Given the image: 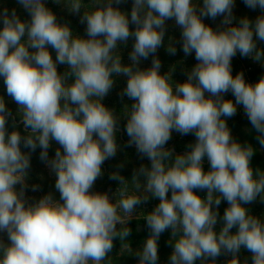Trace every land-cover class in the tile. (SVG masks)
Listing matches in <instances>:
<instances>
[{"label": "clouds", "instance_id": "obj_1", "mask_svg": "<svg viewBox=\"0 0 264 264\" xmlns=\"http://www.w3.org/2000/svg\"><path fill=\"white\" fill-rule=\"evenodd\" d=\"M17 2L31 19L22 21L15 9L0 12V77L27 134L22 136L15 124L8 132L11 112L0 97V233L8 237L7 243L0 239V264H114L109 255L114 240L121 242V253H132L128 223L149 193L160 202L137 217L150 232L134 253L138 264H157L158 240L166 230H171L173 248L168 264H216L221 254L231 255L227 264H241V249L251 253V264H264V219L244 206L258 197L264 201V171L254 172L255 149L234 140L225 119L242 105L264 147V77L251 84L242 72L233 76L231 71L237 52L264 63V49L256 43L264 41V15L254 23L243 17L234 24L235 0H202V6L199 0H132L129 19L118 7L125 0H54L72 13L84 9V38L59 23L44 0ZM244 3L264 12V0ZM218 16L225 27L213 29L202 19ZM167 20L181 29L184 54L194 52L198 61L186 81L175 86L171 72L160 73L161 61L155 57ZM130 37L131 64L123 65L118 43ZM167 51L175 55L176 48L170 45ZM150 55L151 67L140 69V60ZM58 64L68 70L59 73ZM118 75L127 77L122 95L133 101L124 109L128 146L135 145L150 167L141 165L131 180L113 172L110 179L118 182L113 202L106 192L92 189L102 165L118 150V117L102 103ZM229 91L235 103L224 99ZM173 131L195 135L189 151L174 155L165 147ZM52 141L60 147L49 160ZM21 145L41 149L40 159L56 175L59 200L48 193L27 201L30 154ZM194 190L207 195L202 198ZM222 200L229 206L217 233L219 212L213 206L218 209Z\"/></svg>", "mask_w": 264, "mask_h": 264}, {"label": "rangeland", "instance_id": "obj_2", "mask_svg": "<svg viewBox=\"0 0 264 264\" xmlns=\"http://www.w3.org/2000/svg\"><path fill=\"white\" fill-rule=\"evenodd\" d=\"M46 7H48L57 17V21L59 23H67L74 35H78L84 38H87L86 33V22L81 23V16L83 15L84 9L82 8L80 13H72L68 10V7L64 3H55L54 0H44ZM89 0H85V3H88ZM116 6V5H114ZM199 6H202V0H199ZM198 6V10H199ZM118 7L125 13L129 14L132 8V0H125V2L118 5ZM8 9L9 14H11L12 10L15 9L17 15L22 21H30L31 17L29 13L17 2V0H0V12L4 9ZM260 15H264V12L261 11L258 7L253 10L248 8L244 0H235V4L233 7V16L235 20L234 24H238L240 18L247 17L253 23L256 18ZM206 25L211 26L213 29H219L225 27L222 25L221 21L223 20L222 16H218L215 20L204 17L202 18ZM166 32L164 37L163 45L158 48L155 53V57L161 61L160 73L166 74L171 72V77L173 81V86L178 83H183L187 79V73L191 71V69L195 66L198 61L195 59V53L193 52L191 55H185L182 50V37H181V29L176 25L174 20H167L165 22ZM2 22H0V28H2ZM130 30L135 29V25H129ZM26 39V37H25ZM255 39V36H254ZM257 47L264 49V41H256ZM134 38L130 37L128 41L125 43H118L117 52L121 57V63L123 65H130V53L133 49ZM174 46L176 48L175 55L170 54L167 51L169 46ZM49 51L53 57V60L56 58V53L54 49L49 48ZM153 55H150L148 59H141L138 67L142 70L148 69L152 65ZM249 68H252L253 71L250 72ZM264 69V63L257 62L254 59H250V57H243L239 52L232 58L231 61V71L232 75L235 76L238 73H243L245 81H248V78H253V73L257 70ZM57 70L59 73L63 74L67 71V66L63 64L57 65ZM114 84L109 93L103 98L102 103L111 109L113 113L118 117L117 122V133H116V143L118 145V150L116 155L113 158L107 159L102 165V176L99 177L92 191L107 193L115 202L114 193L118 188V182L110 179V175L113 172H119L126 180H131L134 172L140 168L141 165L150 167V161L147 157H141L137 152L135 145L128 146L129 137L126 133V123L127 117L124 114L125 106L130 108L133 101L129 100L126 95H122L124 89L127 85V77L124 75L114 76ZM254 79V78H253ZM71 82V81H70ZM257 80L254 79V84ZM175 90V87H174ZM208 96V93H205ZM224 99H230L235 103V97L232 92L229 91L223 94ZM0 97H3L6 108L11 112V116L8 118V123L6 125L8 132L10 133L13 130V124L16 125L17 130L21 132V135H26L27 133L24 130L23 124L21 123V117L17 115L18 105L8 96L6 91V86L4 84L3 77H0ZM243 110L242 105L237 106L236 114L231 118H225L227 126L230 129L232 138L237 142L241 139H245L246 135L251 130V123L248 117L245 115H241ZM196 142V137L194 134L181 135L176 131H173L171 134V139L165 145L166 148L172 149L175 154H183L187 151L189 144H194ZM59 144L55 141L51 142L50 148L48 149V159L51 160L55 156V152L57 148H59ZM22 151L30 154V168L28 169V177H27V188L25 189V198L29 203H33L39 200L44 195L51 193L56 200L60 199L59 192L55 189L56 175L48 166V164L40 159L41 149L39 147L33 152L30 149H26L21 145ZM62 151V149H61ZM262 157L264 160V148L261 149ZM203 169L207 172L210 169V164L207 158L203 161ZM141 184L143 185L146 181L144 177H140ZM35 186V190L33 187ZM20 186L17 185V189L19 190ZM196 193L202 198L206 197V190H194ZM141 195H143V190H141ZM149 200L147 203H142L138 205L135 212L133 213V218L129 221L128 224L137 220H143L142 216L137 219L141 212L149 213L151 212L158 204L159 199L151 197L149 193ZM171 192L168 194V198L170 199ZM227 201L222 200L218 209L216 206H213L214 210L219 212L218 222L215 226L217 233L223 225L222 217L225 209L228 207ZM250 212V214L261 217L264 219V201H262L259 197L257 200L251 204L244 205ZM143 225H140L142 228V232H145L148 228L146 225V221ZM119 228L120 226L117 225ZM237 229L233 228L231 231L234 233ZM141 232V233H142ZM147 238V237H146ZM145 238V240H146ZM171 238V230H166L161 234L158 240V261L157 264H168L169 257L173 251V248L169 245V240ZM0 239H2L5 243L8 242V237L6 233H0ZM145 240L139 245H130L132 253L123 252L121 253V246L117 247L115 251H112L109 255L113 258L115 254H120V260L114 261V264H138V257L134 255V253L142 249ZM242 252V249L239 253ZM231 257L230 254H221L217 260L216 264H221L224 262L225 258ZM251 258V255H250ZM196 264H200V261H197Z\"/></svg>", "mask_w": 264, "mask_h": 264}, {"label": "trees", "instance_id": "obj_3", "mask_svg": "<svg viewBox=\"0 0 264 264\" xmlns=\"http://www.w3.org/2000/svg\"><path fill=\"white\" fill-rule=\"evenodd\" d=\"M261 77H264V69L257 70L253 73V78L255 80H259ZM251 130L250 132L246 135L245 139H241L238 142L241 145H251L254 149V155L251 159V166L254 170V172L259 169L261 171H264V160L262 157V152L261 149L264 148L262 147L257 140V133L255 129L250 125ZM145 222L144 220H137L134 222H131L128 224V227L132 229L130 236L127 238L128 242L130 245H139L141 244L145 238L150 234L149 229H147L145 232L140 233L138 231V228L140 225H143ZM121 246V242L119 239L114 240V248L112 251H115L117 247ZM114 260V259H113ZM116 261V259L114 260Z\"/></svg>", "mask_w": 264, "mask_h": 264}, {"label": "crops", "instance_id": "obj_4", "mask_svg": "<svg viewBox=\"0 0 264 264\" xmlns=\"http://www.w3.org/2000/svg\"><path fill=\"white\" fill-rule=\"evenodd\" d=\"M251 253H249L246 249H242V252L240 254V262L241 264H243V262L247 259L249 264H251V258H250ZM120 254L117 253V255L115 254V256L113 257V259L115 260H120ZM231 259V257L225 258L224 262H222L221 264H227V262Z\"/></svg>", "mask_w": 264, "mask_h": 264}, {"label": "built area", "instance_id": "obj_5", "mask_svg": "<svg viewBox=\"0 0 264 264\" xmlns=\"http://www.w3.org/2000/svg\"><path fill=\"white\" fill-rule=\"evenodd\" d=\"M250 59H251V57H250ZM249 71L252 72L253 69L252 68H249ZM247 82L248 83H251V84H254V79L253 78H248V81ZM241 115L242 116L245 115L244 109L242 110Z\"/></svg>", "mask_w": 264, "mask_h": 264}, {"label": "water", "instance_id": "obj_6", "mask_svg": "<svg viewBox=\"0 0 264 264\" xmlns=\"http://www.w3.org/2000/svg\"><path fill=\"white\" fill-rule=\"evenodd\" d=\"M138 231H139L140 233L142 232V228H141V226H139Z\"/></svg>", "mask_w": 264, "mask_h": 264}]
</instances>
